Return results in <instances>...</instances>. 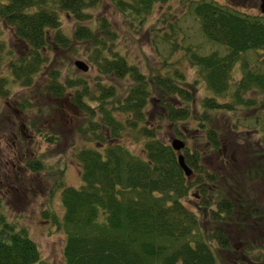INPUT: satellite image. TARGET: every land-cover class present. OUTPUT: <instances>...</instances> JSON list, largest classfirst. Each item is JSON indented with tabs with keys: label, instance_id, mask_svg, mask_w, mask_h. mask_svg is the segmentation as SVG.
<instances>
[{
	"label": "trees",
	"instance_id": "trees-1",
	"mask_svg": "<svg viewBox=\"0 0 264 264\" xmlns=\"http://www.w3.org/2000/svg\"><path fill=\"white\" fill-rule=\"evenodd\" d=\"M110 1L118 12L142 23L154 4L168 0ZM235 1L240 0L190 3L198 31L217 46L207 53L197 45L183 48L208 91L196 112L194 92L178 68L148 77L115 49L117 36L105 18L88 24L87 9L100 0L0 1V20L12 34L11 45L0 38V97H8L10 79L20 87H34L37 96L55 107L66 100L81 113L73 127L78 145L70 152L81 185L62 184L63 162L52 185L60 190L61 217L50 218L64 233V264H264V120L259 123L252 115L256 128L261 126L253 142L240 135L237 142L230 124L220 132L206 125L212 110L264 105V66L251 70L240 58L264 49V17L238 11ZM61 14L74 22L69 36L60 28ZM165 28L161 41L175 45V36L170 39L175 26L168 22ZM73 42L86 49L96 76L127 79L125 93L100 78L89 85L80 75L52 66L51 53L68 51ZM238 61L240 78L229 91L231 69ZM3 70L7 73L1 74ZM228 93V100H218ZM29 102L14 104L22 112L31 108ZM45 105L50 108L38 103L35 113L43 114ZM36 121L19 124L25 145L26 128L44 134L45 122L39 117ZM190 121L196 125L189 126ZM162 122L184 142L180 152L192 171L189 177L165 136L159 135ZM48 137L43 139L52 142L54 137ZM126 140L140 143L138 152L128 149ZM18 148L16 161L25 169H45L37 154L22 152L20 144ZM39 258L26 229L0 212V264H33Z\"/></svg>",
	"mask_w": 264,
	"mask_h": 264
},
{
	"label": "rangeland",
	"instance_id": "rangeland-1",
	"mask_svg": "<svg viewBox=\"0 0 264 264\" xmlns=\"http://www.w3.org/2000/svg\"><path fill=\"white\" fill-rule=\"evenodd\" d=\"M2 1V0H0ZM195 0H168L164 3H156L148 14L145 15L142 23H136L128 16L118 12L110 0H100L99 4L87 11L91 14L89 23L95 22L96 18L103 17L109 23L111 29L116 33L115 49L124 54L126 58L139 66L141 71L150 77L154 73H170L172 67L178 68L183 73L187 88L194 92V101L192 108L194 112L199 111V101L208 91L199 75L197 69L189 64L186 58V52L183 49L186 45L193 48L197 45V50L201 53H207L217 46L206 42L197 28V22L190 13V3ZM223 3L224 0H215ZM259 0H240L235 1L233 6L241 12L247 14H260L264 17L258 8ZM170 22L175 26V32L171 33L170 39L175 36V45L161 41L160 35L166 30L165 26ZM73 20L61 14L60 28L62 32L69 36ZM98 23V22H97ZM86 24V22H84ZM0 38L6 40L8 45L12 43V34L9 28L5 27L0 20ZM54 54L57 55L54 56ZM51 53L54 58L52 66L61 68L62 72L68 71V74L80 75L87 80L89 85L94 83L95 78H100L102 82H110L119 91L124 94L130 84L125 78L107 79L102 76H96V70L87 59V51L78 42H73L68 51ZM244 58L251 70H261L264 63V49L257 52H246L240 54ZM75 59H80L87 64V70L81 71L73 65ZM169 63L165 68L161 64ZM240 61L231 69L232 79L230 88L240 78ZM7 72L3 70L1 74ZM193 83L195 84H191ZM40 83L37 82L35 85ZM10 89L8 97H0V212L6 219L19 227L26 229L28 236L36 243L39 250V261L33 264H64L62 258V243L64 233L57 228L51 221L50 214L59 219L62 214L60 206V190H52V185L57 181L56 168L58 163H64V171L61 182L65 186L79 187L81 180L79 172L70 152L74 145H78V136L73 130L74 125L81 118L72 106L66 100L58 106L52 101L37 96L34 87L23 88L8 79ZM228 91V92H229ZM156 98L157 94L152 93ZM218 100H228V96H218ZM27 99L31 108L25 111H19L15 104L16 101ZM48 103L50 108L44 106L43 114H36V106L42 102ZM259 102L258 104H260ZM152 107V106H151ZM149 107V110H152ZM255 108V109H254ZM75 113L74 116L72 115ZM252 115L257 116L259 123L264 120V105L254 106L252 109H238L234 112L223 110H212L209 112V119L206 122L208 127L221 131L222 127L231 125L235 127L233 136L238 142L240 139L249 138L252 142L259 136L261 126L256 128L253 123ZM40 118L43 125L44 137H54L52 142L38 136L31 128H26L25 134L29 137L26 143L21 140L19 124L22 120L29 123ZM22 119V120H21ZM37 123V121L35 122ZM237 124V125H236ZM196 125V121H190L189 126ZM159 135L165 136L166 141H170L173 136L168 130L167 123L162 122ZM177 137V136H176ZM179 138V137H178ZM181 139V138H180ZM22 145L21 151L24 153L37 154L45 164V169L40 172H31L17 162L15 157L19 150L18 145ZM128 149L138 152L139 146L125 141ZM264 152V151H263ZM17 156V155H16ZM259 171L260 168H257ZM241 180V179H240ZM248 190L244 189L243 196ZM242 196V197H243ZM193 202L194 198H190ZM52 212V213H51ZM230 260V258L228 259ZM227 264H231L228 262Z\"/></svg>",
	"mask_w": 264,
	"mask_h": 264
},
{
	"label": "water",
	"instance_id": "water-1",
	"mask_svg": "<svg viewBox=\"0 0 264 264\" xmlns=\"http://www.w3.org/2000/svg\"><path fill=\"white\" fill-rule=\"evenodd\" d=\"M258 8H259V11L261 13H264V0H259L258 1ZM73 65L81 70V71H86L87 70V64L85 62H83L82 60L80 59H75L73 61ZM170 141H169V145L171 146V148L177 153L176 155V160H177V163H178V166L182 169L183 171V174L186 176V177H189L190 174H191V169L184 163L183 161V157H182V154L180 152V150L182 149V147L184 146V142L183 140H181L180 138L176 137V136H170Z\"/></svg>",
	"mask_w": 264,
	"mask_h": 264
}]
</instances>
